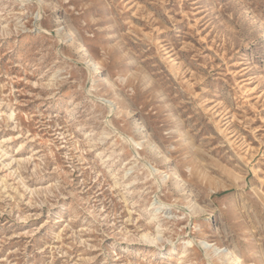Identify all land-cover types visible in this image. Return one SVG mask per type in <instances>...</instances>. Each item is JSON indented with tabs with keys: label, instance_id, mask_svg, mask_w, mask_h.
<instances>
[{
	"label": "rangeland",
	"instance_id": "obj_1",
	"mask_svg": "<svg viewBox=\"0 0 264 264\" xmlns=\"http://www.w3.org/2000/svg\"><path fill=\"white\" fill-rule=\"evenodd\" d=\"M0 264H264V0H0Z\"/></svg>",
	"mask_w": 264,
	"mask_h": 264
},
{
	"label": "bare ground",
	"instance_id": "obj_2",
	"mask_svg": "<svg viewBox=\"0 0 264 264\" xmlns=\"http://www.w3.org/2000/svg\"><path fill=\"white\" fill-rule=\"evenodd\" d=\"M225 251H226V254L228 255V258L231 259V262L235 263V259H234L233 254L227 248Z\"/></svg>",
	"mask_w": 264,
	"mask_h": 264
}]
</instances>
